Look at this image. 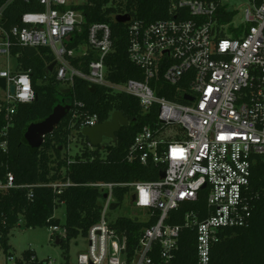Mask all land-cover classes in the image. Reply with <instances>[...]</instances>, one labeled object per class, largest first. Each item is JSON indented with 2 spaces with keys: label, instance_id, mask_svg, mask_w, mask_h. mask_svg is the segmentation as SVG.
Wrapping results in <instances>:
<instances>
[{
  "label": "built area",
  "instance_id": "2783aa9c",
  "mask_svg": "<svg viewBox=\"0 0 264 264\" xmlns=\"http://www.w3.org/2000/svg\"><path fill=\"white\" fill-rule=\"evenodd\" d=\"M13 1L0 9V21ZM38 1L44 11L23 14L20 25L10 31L0 24V78L7 83L0 112L8 123L18 104L36 100L30 72H18L11 64L15 44L51 50L60 83L71 87L76 78L82 79L138 99L145 114L158 110L156 122L136 135L128 162L159 166L164 178L89 185L103 195L101 218L88 231V251L79 255V264H173L184 226L197 234L196 263L210 264L212 247L224 230L250 226L249 188L255 169L264 163V0H248L242 25L234 27L236 11L223 0H168V17L152 23L131 16L126 23L128 56L144 80L124 83L109 79L106 61L114 51L110 24L90 25L86 44L73 47L86 21L78 7L91 6L88 0ZM110 1L109 8L116 0ZM90 52L94 58L86 72L74 67L72 59ZM84 109L75 101L69 114L74 119L86 116L83 128L98 125V116L81 113ZM1 147L6 150L5 144ZM14 182L8 174L0 189L13 188ZM125 189L124 202L146 214L140 220L158 215L156 223L144 229L132 258L127 236L111 219L121 207L115 194ZM201 200L204 207L186 212L183 227L168 223L182 205ZM59 228H51L53 235Z\"/></svg>",
  "mask_w": 264,
  "mask_h": 264
},
{
  "label": "trees",
  "instance_id": "16d2710c",
  "mask_svg": "<svg viewBox=\"0 0 264 264\" xmlns=\"http://www.w3.org/2000/svg\"><path fill=\"white\" fill-rule=\"evenodd\" d=\"M92 5L80 6L86 21L81 34H78L73 47L86 44L87 32L94 23L111 25L114 51L106 64L109 79L113 83L128 80H144L143 71L131 63L128 56L129 37L127 24L113 20L114 15H130L133 18L152 23L168 17V0H128L125 5L107 7L110 0H88ZM8 0H0V9ZM116 4V2H115ZM38 0H14L3 13L1 26L10 31L19 26L21 17L28 12L44 11ZM12 56L20 72H30L36 100L31 104H18L11 123L0 112V183L7 182L8 174L14 177V187L0 189V247L7 261L14 264H50L48 260L39 261L35 251H25L20 259L15 258L9 245L11 232L24 221L25 228L60 227L55 217L59 206L66 207L64 229L66 237L52 235L61 246L64 256L69 259L71 242L80 236L87 237L89 229L99 222L103 195L100 190L89 187L96 183H131L135 181H158L162 168L152 163L144 166L139 162H128V153L136 135L145 125L156 122V107L145 114L138 99L125 94L94 86L76 78L69 89H63L56 80L55 71L49 73V66L55 62L48 48H26L15 44ZM94 54L72 59L74 67L88 70ZM175 90V89H172ZM168 99L170 94L160 93ZM78 101L85 105L83 111L97 115L99 124L107 122L114 112H121L129 121L117 133L113 145L93 148L82 135L84 117L73 118L69 114L54 130L45 137L43 145L35 149L26 138L30 124L49 117L59 104L74 105ZM183 102V101H181ZM88 117V116H87ZM73 133L80 141V149L73 156L63 152L69 148ZM6 145V150L2 145ZM70 184L60 190L53 184ZM128 190L117 191V202L122 206ZM252 204V220L248 228L226 229L221 240L211 250L210 264H264V163L255 169L249 188ZM204 200L198 204H184L170 214L168 221L172 226H184L186 212L204 207ZM158 215L152 220L142 221L129 217L117 219L114 227L127 236L131 258L138 247L145 228L156 223ZM196 231L183 228L178 251L173 264L196 263ZM8 264V263H5ZM69 264V263H67Z\"/></svg>",
  "mask_w": 264,
  "mask_h": 264
},
{
  "label": "rangeland",
  "instance_id": "374dc122",
  "mask_svg": "<svg viewBox=\"0 0 264 264\" xmlns=\"http://www.w3.org/2000/svg\"><path fill=\"white\" fill-rule=\"evenodd\" d=\"M128 0H116L115 5H125ZM223 4L229 10H235L236 16L234 19V26H241L244 21V12L249 8L248 0H223ZM230 27L226 28L228 33ZM15 66V60L12 61ZM63 89H69V85L64 83L61 84ZM4 97L3 93L0 91V100ZM76 134L73 133L70 139V145L67 150L63 152L75 155L80 149V141ZM79 144V145H78ZM114 142L109 139H104L102 146L113 145ZM144 212L138 211L130 203V201H125L123 206L111 213V219L117 220L120 217H129L131 219H144L146 218ZM55 217L60 220L61 226L59 228V233L57 235H63L65 233L64 225L66 222V207L64 205L59 206L55 212ZM52 229L37 228V229H27L25 228L24 221H21L20 225L16 227L10 235L9 245L11 247V252L14 254L15 258L20 259L25 251L32 250L36 252L39 261L48 260L50 264H79L78 257L80 254L86 253L88 251V241L85 237L80 236L71 242L69 259L64 256V252L57 243L56 239H52ZM14 264L13 261H7L6 256L0 247V264Z\"/></svg>",
  "mask_w": 264,
  "mask_h": 264
},
{
  "label": "water",
  "instance_id": "95a60500",
  "mask_svg": "<svg viewBox=\"0 0 264 264\" xmlns=\"http://www.w3.org/2000/svg\"><path fill=\"white\" fill-rule=\"evenodd\" d=\"M130 19V15H118L116 17V22L119 24H126ZM55 66L56 62L49 66L50 73L53 72ZM6 84V79L0 78V88L5 90ZM10 92L11 94L15 93V86H11ZM185 99L192 100L189 97H186ZM71 110V106L59 104L54 108L52 114L45 120L30 124L26 131V138L30 145L35 149L40 148L44 143L45 137L54 132L59 124L68 116ZM129 124V121L125 118L123 113L114 112L107 122L98 124L94 127L83 128L82 135L88 140L91 147L96 148L102 145L104 139H109L116 143L117 133L123 127L129 126ZM160 177L164 178V174ZM104 198H107V196L105 195ZM117 207L118 205L113 209L115 210Z\"/></svg>",
  "mask_w": 264,
  "mask_h": 264
},
{
  "label": "crops",
  "instance_id": "0c3cea01",
  "mask_svg": "<svg viewBox=\"0 0 264 264\" xmlns=\"http://www.w3.org/2000/svg\"><path fill=\"white\" fill-rule=\"evenodd\" d=\"M50 51H51V50H50ZM13 60H15V62H16V59H14L13 56H12L11 64H12L13 68L16 69V70L18 71V68H17L16 63H15V66L13 65V62H12ZM55 62H56V60H55ZM56 66H57V64H56ZM56 66H55V68H54V70H53V72L55 71V74H56ZM18 72H20V71H18ZM49 73H50V72H49ZM51 73H52V72H51ZM69 87H70V86H69ZM0 89H1V90H0L1 92L4 91V89H2V88H0ZM2 93H3V92H2ZM0 101H1V100H0ZM62 105H64V106H71V105H65V104H62ZM71 107H72V106H71ZM68 115H69V114H68Z\"/></svg>",
  "mask_w": 264,
  "mask_h": 264
}]
</instances>
